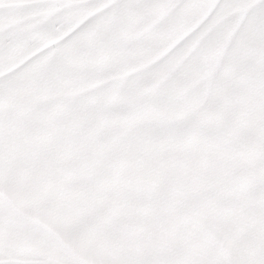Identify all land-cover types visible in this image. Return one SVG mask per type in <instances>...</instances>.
Masks as SVG:
<instances>
[{
  "label": "rangeland",
  "instance_id": "374dc122",
  "mask_svg": "<svg viewBox=\"0 0 264 264\" xmlns=\"http://www.w3.org/2000/svg\"><path fill=\"white\" fill-rule=\"evenodd\" d=\"M58 2L0 0V264H264V14L219 5L154 96L130 83L175 43L152 14L26 64Z\"/></svg>",
  "mask_w": 264,
  "mask_h": 264
},
{
  "label": "snow or ice",
  "instance_id": "6c2138e0",
  "mask_svg": "<svg viewBox=\"0 0 264 264\" xmlns=\"http://www.w3.org/2000/svg\"><path fill=\"white\" fill-rule=\"evenodd\" d=\"M105 0H94L93 6L104 4ZM220 0H146L143 5L145 10L166 9L165 15L161 16L152 27L155 34L167 36L171 34L172 40L175 41L174 46L159 57L154 63L144 67L140 72L131 78V85L140 87L148 83L158 82V86L154 89L153 95L157 96L170 88L173 80L181 71L182 66L175 68L173 66L177 57L187 51L199 40L196 47L193 48L192 54L195 55L201 48L205 47L209 37L199 39L201 35L212 27L216 13L218 11ZM116 6V0L112 4L107 5V9L99 15H104L108 10ZM254 13L259 16L264 14V9L259 4L253 5ZM207 12L206 16L201 14ZM96 17H90L79 26L68 32L62 39L58 40L49 48L39 52L37 56L31 58L26 64H32L34 61L39 62L42 58L49 57L54 52H71L77 45L81 35L86 32L89 25ZM192 26L193 30L187 35L179 39V34L184 28ZM218 33H209L212 39ZM172 41L170 40L169 43ZM24 65H21L23 68ZM17 69L16 71H20ZM167 77V79H165Z\"/></svg>",
  "mask_w": 264,
  "mask_h": 264
},
{
  "label": "crops",
  "instance_id": "0c3cea01",
  "mask_svg": "<svg viewBox=\"0 0 264 264\" xmlns=\"http://www.w3.org/2000/svg\"><path fill=\"white\" fill-rule=\"evenodd\" d=\"M230 1L233 5H237L239 2V0H220L219 5L226 6V8L221 7L219 11H234L235 9L230 10V8H228ZM262 1L263 0H248V3L260 5ZM93 2L94 0H59L57 4L58 6H56L52 11V13L55 14L54 21H52L50 17V23L46 24V26H49V24L51 25V45L62 39L66 31H72L90 17H96V19H94L89 25L86 32L81 35L77 44L110 46L112 44L117 45L118 42H120L127 45L131 41L132 37L131 33H127V30H131L133 28L147 29L150 27V24H147L150 20V14L155 15V18L158 20L166 13V9L163 8L153 9L151 11L145 10L143 5L146 3V0H116V6L113 9L105 12L104 15H99L107 9V5L113 3V0H105L104 4L100 6H93ZM201 15L206 16L207 12H204ZM38 19L40 20L42 17L40 16ZM127 51V49H124L121 52L126 53ZM31 119L33 118L29 117V123H31ZM16 204H18V201H12L9 204L7 200V202L3 206H0V208L4 207L6 209L11 208V210H15L14 207H17ZM12 215V217L22 219V213L20 210L19 212H13ZM44 250L45 253H52L51 248H49L50 251L47 250L46 247ZM33 263L38 264V262L36 263L35 261ZM43 264L60 263L44 261Z\"/></svg>",
  "mask_w": 264,
  "mask_h": 264
}]
</instances>
